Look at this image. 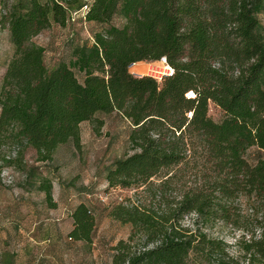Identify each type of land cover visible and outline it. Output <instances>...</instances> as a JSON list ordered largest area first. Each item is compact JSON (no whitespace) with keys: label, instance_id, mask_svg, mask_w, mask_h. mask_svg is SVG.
Instances as JSON below:
<instances>
[{"label":"trees","instance_id":"16d2710c","mask_svg":"<svg viewBox=\"0 0 264 264\" xmlns=\"http://www.w3.org/2000/svg\"><path fill=\"white\" fill-rule=\"evenodd\" d=\"M263 10L264 0L13 1L3 16L12 54L0 82V148H16L0 161H21L30 148L44 164L63 143L79 147L80 122L97 132L95 114L114 111L135 151L103 177L133 189L107 210L130 226L110 247V264H264V157L245 158L250 147L264 151ZM77 21L104 27L47 69L32 38ZM160 56L173 68L160 81L128 69ZM36 184L53 208L50 181L39 174ZM69 216L67 238L90 242L89 208L78 203Z\"/></svg>","mask_w":264,"mask_h":264},{"label":"rangeland","instance_id":"374dc122","mask_svg":"<svg viewBox=\"0 0 264 264\" xmlns=\"http://www.w3.org/2000/svg\"><path fill=\"white\" fill-rule=\"evenodd\" d=\"M13 1L0 0V82L12 54L3 16ZM257 18L264 28V10ZM121 23L117 15L111 19V24L119 26ZM103 27L82 21L66 23L64 27L53 24L35 35L32 41L44 48L43 61L47 69H51L59 62L68 63L73 47L87 43L93 33ZM148 63L147 60L136 62L131 70L144 73ZM73 71L81 80L82 74ZM207 115L218 120L221 111L208 102ZM95 117L103 122L97 132L90 121L80 122L79 147L75 148L71 141L63 143L44 164L34 160L35 154L30 148L24 149L21 161L13 159L10 164L0 161V264H110V247L127 236L130 226L110 218L107 210L130 197L133 189L108 187L103 177L113 160L135 150L127 141L130 125L125 118L114 111L96 113ZM15 148L14 144H8L0 151L14 157ZM259 156L264 157V151L255 147L245 152L250 163ZM39 174L51 183L53 208L36 188ZM78 203H84L94 217L88 243L66 236L71 226L69 213ZM206 231L208 233V228ZM230 232L225 229L220 232L229 244ZM229 250H233L232 247Z\"/></svg>","mask_w":264,"mask_h":264},{"label":"built area","instance_id":"2783aa9c","mask_svg":"<svg viewBox=\"0 0 264 264\" xmlns=\"http://www.w3.org/2000/svg\"><path fill=\"white\" fill-rule=\"evenodd\" d=\"M85 6H82V9H84ZM135 63H130L128 66L129 71L132 73V75L139 76L140 74L135 72L134 70H131V67ZM173 73V68L169 65V63L166 61V58L164 56H160L157 60L149 61L145 68V75L150 76L151 78L155 79L156 81H160L162 77L164 76H170ZM185 97L187 98H193L194 94L192 91L188 90L184 93ZM190 112L186 113V116L189 117Z\"/></svg>","mask_w":264,"mask_h":264},{"label":"crops","instance_id":"0c3cea01","mask_svg":"<svg viewBox=\"0 0 264 264\" xmlns=\"http://www.w3.org/2000/svg\"><path fill=\"white\" fill-rule=\"evenodd\" d=\"M140 75H142V74H145V72L144 73H139Z\"/></svg>","mask_w":264,"mask_h":264}]
</instances>
